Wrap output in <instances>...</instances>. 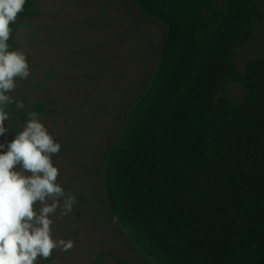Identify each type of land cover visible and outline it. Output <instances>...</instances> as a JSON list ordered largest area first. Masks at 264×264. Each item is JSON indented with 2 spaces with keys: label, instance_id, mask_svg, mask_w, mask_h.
Segmentation results:
<instances>
[{
  "label": "trees",
  "instance_id": "obj_1",
  "mask_svg": "<svg viewBox=\"0 0 264 264\" xmlns=\"http://www.w3.org/2000/svg\"><path fill=\"white\" fill-rule=\"evenodd\" d=\"M134 1L164 40L107 155L110 213L155 264H264V56L242 71L233 58L249 45L264 0ZM36 7L27 0L17 20L36 17ZM232 83L244 91L238 104L221 93ZM23 102L9 106L15 135L29 112H52Z\"/></svg>",
  "mask_w": 264,
  "mask_h": 264
},
{
  "label": "rangeland",
  "instance_id": "obj_2",
  "mask_svg": "<svg viewBox=\"0 0 264 264\" xmlns=\"http://www.w3.org/2000/svg\"><path fill=\"white\" fill-rule=\"evenodd\" d=\"M36 11L15 22L14 49L26 53L30 75L10 95L51 109L40 120L62 146L52 157L58 182L77 200L72 213L52 217L54 237L73 240V249L53 250L39 264H155L113 223L104 176L108 152L154 76L164 29L143 19L134 0H37ZM260 13L249 45L234 52L239 71L264 56V4ZM221 93L235 104L244 96L234 83ZM6 123L0 142L15 137Z\"/></svg>",
  "mask_w": 264,
  "mask_h": 264
},
{
  "label": "clouds",
  "instance_id": "obj_3",
  "mask_svg": "<svg viewBox=\"0 0 264 264\" xmlns=\"http://www.w3.org/2000/svg\"><path fill=\"white\" fill-rule=\"evenodd\" d=\"M26 3L0 0V137L10 129L9 106L25 107L10 93L17 79L29 77L30 66L26 53L11 49L9 40L14 31L10 25L25 11ZM61 147L36 111L28 113L14 139L0 142V264H39L53 250L73 249V240L56 238L52 231L57 210L66 216L77 202L58 182L59 169L52 157ZM112 220L116 224L119 218L114 215Z\"/></svg>",
  "mask_w": 264,
  "mask_h": 264
}]
</instances>
